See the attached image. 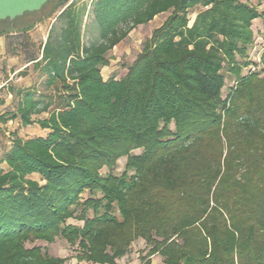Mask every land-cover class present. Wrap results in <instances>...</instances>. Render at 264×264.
Here are the masks:
<instances>
[{
	"label": "trees",
	"instance_id": "obj_1",
	"mask_svg": "<svg viewBox=\"0 0 264 264\" xmlns=\"http://www.w3.org/2000/svg\"><path fill=\"white\" fill-rule=\"evenodd\" d=\"M165 13L126 75L105 79L113 48ZM51 17L32 65L56 91L5 87L16 109L0 124L21 126L0 155V264H62L27 247L60 237L91 264H119L138 239L145 264L156 254L165 264H264L260 4L51 0L0 20V36H26ZM34 124L47 136H20Z\"/></svg>",
	"mask_w": 264,
	"mask_h": 264
},
{
	"label": "rangeland",
	"instance_id": "obj_2",
	"mask_svg": "<svg viewBox=\"0 0 264 264\" xmlns=\"http://www.w3.org/2000/svg\"><path fill=\"white\" fill-rule=\"evenodd\" d=\"M88 1V0H85ZM264 4V0H260ZM264 6V5H263ZM264 9V8H261ZM169 13L161 14L157 16L154 20L147 24L139 25L137 28H135L129 36L120 42L117 46L113 48V50L110 52V64L108 66H105L102 69V74L105 79L114 76L117 79H120L126 75L128 72V68L130 65L134 62L137 55L141 52L143 44L145 40L149 37H151L153 31L155 28L159 27L167 18ZM191 22L194 18L193 13L190 14ZM54 22V18H47L45 19L42 24L38 25V28L32 29L30 34H27L26 36H23L21 34H13L16 39H22L31 37L37 29L41 33L42 39H47L48 31L50 29L51 24ZM258 24H260L261 29L259 26H257L258 36H261L258 39V45H260L261 51L264 52V22L258 21ZM36 29V30H35ZM88 37L85 38V42H88ZM34 54L37 55L38 49L34 47ZM261 58L260 56L256 58V61L260 62ZM260 66L259 68H261ZM8 73H5L1 76L0 82L5 81V79L9 78L10 76L7 75ZM29 75H22L18 74L14 76V79L12 82H9V84H14L16 87H26L27 82L23 79V77L28 76L30 78V81L32 82V86H35L36 88L40 89L42 93H54L56 90L54 89H48L45 85V77L39 76L37 73L33 70V65L31 66V71L28 73ZM29 81V82H30ZM232 82V78H229L227 81V85H230ZM31 86V87H32ZM19 122H14L11 124L10 127L5 128V132L9 131V134L4 135V131L1 132V139H0V147L2 149L7 148L10 144L7 143V138L11 139L10 132L14 131L15 129L20 127ZM20 135L22 137H38V136H47L49 133V130L42 129L38 125H30V126H22L19 131ZM137 153L140 152V150L136 151ZM126 163V157H123L119 160L117 166H116V173L121 174L124 171ZM103 173H107L108 169L104 168L102 170ZM33 179L41 180V176L39 174H33L31 175ZM44 183V182H42ZM89 197V193L86 192L83 194V199H86ZM71 223H82L75 219L69 220ZM34 245L41 246L44 252H47L49 255L53 257H59L62 259H65V262L62 264H91L87 261H79L76 256L79 252L78 246L71 245L66 239L64 238H57L54 242L48 243L46 241H35L33 243L28 242L27 247H32ZM149 247L147 246V243L143 239H138L132 243L130 246L128 253L118 259L119 264H145V258L148 253ZM151 264H165L163 261V257L159 254H156L154 256H151L150 258Z\"/></svg>",
	"mask_w": 264,
	"mask_h": 264
},
{
	"label": "crops",
	"instance_id": "obj_3",
	"mask_svg": "<svg viewBox=\"0 0 264 264\" xmlns=\"http://www.w3.org/2000/svg\"><path fill=\"white\" fill-rule=\"evenodd\" d=\"M253 1L257 4H260V8H264L263 6L264 4L262 1L260 0H253ZM259 21L261 22L262 20ZM40 24H42V22ZM38 25L36 28H38ZM257 26H259V29H261L260 24H257ZM39 30L37 29V31H35V33H33V35L30 38L27 37L26 39L25 38L16 39L13 34L8 36L7 35L0 36V78L5 73H8L7 75L10 76L9 78L5 79V81L0 82V115L4 113L12 114L16 109L14 97L12 96V94L10 95L9 91L5 87L8 86L9 82H12L15 75H18L20 72L25 71L27 68H29L28 71L30 72L34 59H36V57L40 58L41 56L40 47L46 41V39L44 40L42 39ZM31 32L32 31H29L28 34H30ZM256 32L258 33V31ZM260 37L261 36H259L258 38ZM33 46L38 49V53L35 57H33L31 53L32 52L31 49ZM28 73L24 75H29ZM23 79L27 82L26 87L32 86V82L30 81V78L28 76L23 77ZM47 116L48 113H42L35 115L34 117L44 118ZM15 121L19 122L18 124H20L21 126L20 118L9 119L7 123L0 124V127L3 129L0 130V139H1V132L4 131V135L9 134V131L5 132L6 131L5 128L10 127L11 124H13ZM34 125L40 126L39 124H34ZM24 138H34V137H24ZM7 143L10 144L7 148L2 149L0 147V155L5 150L9 149L12 146L13 142L11 139L7 138ZM2 167L5 170H9V166L6 163H3Z\"/></svg>",
	"mask_w": 264,
	"mask_h": 264
},
{
	"label": "water",
	"instance_id": "obj_4",
	"mask_svg": "<svg viewBox=\"0 0 264 264\" xmlns=\"http://www.w3.org/2000/svg\"><path fill=\"white\" fill-rule=\"evenodd\" d=\"M51 0H0V20H14L26 12L40 11Z\"/></svg>",
	"mask_w": 264,
	"mask_h": 264
}]
</instances>
